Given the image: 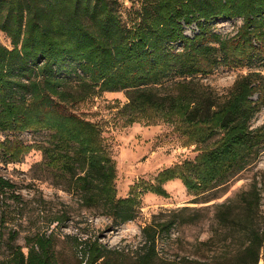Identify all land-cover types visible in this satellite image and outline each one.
Instances as JSON below:
<instances>
[{
	"label": "trees",
	"instance_id": "trees-1",
	"mask_svg": "<svg viewBox=\"0 0 264 264\" xmlns=\"http://www.w3.org/2000/svg\"><path fill=\"white\" fill-rule=\"evenodd\" d=\"M235 19L242 25L234 36L213 30L215 23ZM191 27L196 32L188 36L185 28ZM0 33L11 47L0 44V134L50 132L36 146L42 155L38 167L92 216L119 226L136 219L140 201L136 193L118 198L115 164L97 126L71 111L77 100L124 92L128 123L158 115L196 147L193 160L163 170L148 188L163 198V185L179 180L196 198L193 204L217 200L264 152V125L253 127L264 107V75L254 70L264 69V0H144L128 22L114 0H0ZM220 67L251 69L225 98L200 81ZM33 149L15 138L0 140V164L20 163ZM37 194L32 201L47 205ZM28 202L0 176V264H68L56 234L68 220L65 210L51 218L47 212L18 245ZM260 202L255 180L248 190L209 206L217 227L198 246L209 250L237 241L238 250L224 264H264ZM205 210L184 207L162 211L171 216L163 221L153 217L134 258L92 235L64 238L80 252L79 264H216L169 261L157 252L162 234L168 236L177 223L198 222Z\"/></svg>",
	"mask_w": 264,
	"mask_h": 264
},
{
	"label": "rangeland",
	"instance_id": "rangeland-1",
	"mask_svg": "<svg viewBox=\"0 0 264 264\" xmlns=\"http://www.w3.org/2000/svg\"><path fill=\"white\" fill-rule=\"evenodd\" d=\"M119 15L123 22L133 19L139 11L144 0H114ZM242 21H221L213 25V30L222 37L234 36ZM188 36H193L195 27L185 28ZM0 44L10 47L9 39L0 33ZM247 68L220 67L212 74L200 78V81L211 87L219 96L225 98L232 90L237 79L250 72ZM261 71L264 69L254 68ZM71 105V111L97 126L104 141L106 150L115 164L116 179L114 182L118 198L125 199L131 193H136L140 201V208L135 220L116 226L111 219L95 217L89 212L80 209L76 200L62 192L51 184V181L43 173L38 165L42 162V155L36 146L44 144L50 136V132H24L12 136L0 134V140L5 138L17 139L26 145L34 146L20 163L0 164V176L9 179L20 189L23 197L30 204L26 207L27 221L23 225L22 234L18 245L23 246V236L27 235L34 226L42 223L46 213L50 212V218L57 211L68 212V220H63L61 227L56 231L59 238L58 250L68 264H79L80 252H76L71 243L64 236L92 235L99 238V242L107 248L127 253L134 258L135 252L143 245L142 229L153 221L168 219L166 215H160L162 211L177 212L184 207L200 209L207 207L202 212L199 221L194 224H176L169 231L168 236L162 234L158 240L160 257L173 260L200 259L209 263L224 264L230 254L238 250L239 242H224L217 247L203 250L198 246L199 242L206 241L211 236V231L216 228V222L211 207L221 203L239 191H246L256 180L261 189V202L259 216L264 222V152L258 161L247 170L240 173L230 184L224 188L227 192L219 199L208 204H193L196 199L189 194L179 180H171L163 185L168 194L167 198L157 196L148 191L151 185L156 184V178L163 170L171 168L186 160H193L198 152L195 146L186 144V140L175 129V124L169 123L163 117L148 113V118H139L135 123H128L129 111L125 110L128 99L124 92L97 93L88 98L77 100ZM264 125V107L256 116L253 127ZM41 194L47 205L38 207L34 196ZM45 215L38 218V212ZM185 217L187 215H184ZM54 226H52L53 228ZM5 233L6 231L3 230ZM78 236V237H79ZM27 254V249L23 248ZM259 264H263L260 260Z\"/></svg>",
	"mask_w": 264,
	"mask_h": 264
}]
</instances>
